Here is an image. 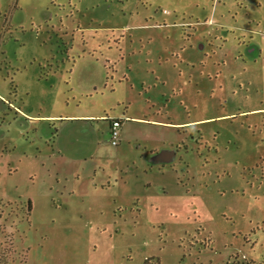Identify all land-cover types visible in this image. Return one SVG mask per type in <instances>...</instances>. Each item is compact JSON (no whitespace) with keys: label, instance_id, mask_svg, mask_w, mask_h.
Masks as SVG:
<instances>
[{"label":"rangeland","instance_id":"obj_1","mask_svg":"<svg viewBox=\"0 0 264 264\" xmlns=\"http://www.w3.org/2000/svg\"><path fill=\"white\" fill-rule=\"evenodd\" d=\"M0 264H264V0H0Z\"/></svg>","mask_w":264,"mask_h":264},{"label":"built area","instance_id":"obj_2","mask_svg":"<svg viewBox=\"0 0 264 264\" xmlns=\"http://www.w3.org/2000/svg\"><path fill=\"white\" fill-rule=\"evenodd\" d=\"M119 122L117 120H111L109 129V141L112 145H115L118 141Z\"/></svg>","mask_w":264,"mask_h":264},{"label":"flooded vegetation","instance_id":"obj_3","mask_svg":"<svg viewBox=\"0 0 264 264\" xmlns=\"http://www.w3.org/2000/svg\"><path fill=\"white\" fill-rule=\"evenodd\" d=\"M106 118L107 120H109V128H108V130L110 129V122H111V120H117L118 122H119V127H120V124H121V121L122 120H120L119 118H109L107 115H104V116H102L101 118ZM118 142V141H117ZM181 143H183V141L181 142ZM117 144V143H116ZM175 152V151H174Z\"/></svg>","mask_w":264,"mask_h":264},{"label":"crops","instance_id":"obj_4","mask_svg":"<svg viewBox=\"0 0 264 264\" xmlns=\"http://www.w3.org/2000/svg\"><path fill=\"white\" fill-rule=\"evenodd\" d=\"M102 116H104V115H100L99 117L101 118Z\"/></svg>","mask_w":264,"mask_h":264}]
</instances>
